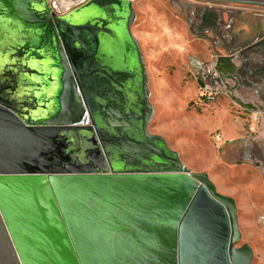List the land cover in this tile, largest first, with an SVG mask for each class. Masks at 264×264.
I'll use <instances>...</instances> for the list:
<instances>
[{
	"label": "water",
	"instance_id": "water-1",
	"mask_svg": "<svg viewBox=\"0 0 264 264\" xmlns=\"http://www.w3.org/2000/svg\"><path fill=\"white\" fill-rule=\"evenodd\" d=\"M134 18L132 0H0V218L18 263L250 264L233 199L147 132ZM212 67L232 92L233 57Z\"/></svg>",
	"mask_w": 264,
	"mask_h": 264
},
{
	"label": "rangeland",
	"instance_id": "rangeland-1",
	"mask_svg": "<svg viewBox=\"0 0 264 264\" xmlns=\"http://www.w3.org/2000/svg\"><path fill=\"white\" fill-rule=\"evenodd\" d=\"M56 1L65 6L77 0ZM182 1L187 0H132L135 18L130 30L143 57L148 101L153 108L147 132L161 136L186 169L206 173L217 193L233 199L240 236L235 245L250 247V264H264V232L258 223V216L264 215V104H259L264 99V72L251 78L237 72L246 91L224 90L214 104L197 105L198 85L208 81L210 71L215 73V57L242 48L243 39L212 47L202 34L198 36L187 27ZM192 1L212 8L222 4L221 13L230 10L238 24L250 22L254 26L264 20V6ZM211 34L203 35L207 38ZM251 96L259 113L253 131L236 139L226 138L222 132H232V123H238L236 130L242 133L252 117V112L233 97ZM0 264H19L1 218Z\"/></svg>",
	"mask_w": 264,
	"mask_h": 264
},
{
	"label": "crops",
	"instance_id": "crops-1",
	"mask_svg": "<svg viewBox=\"0 0 264 264\" xmlns=\"http://www.w3.org/2000/svg\"><path fill=\"white\" fill-rule=\"evenodd\" d=\"M244 1H247V2H264V0H244ZM188 5H185V6L183 5V13H184V19H185L184 21H185L187 27H192L195 31V34H197L198 36H200L202 34V32H204L205 30H207L208 33L210 32V34L213 32V34H211L207 38L205 35L200 36L206 42H208V44L211 45L212 47L220 45L221 43H224L227 41L228 42L230 41L231 43H236L237 41L243 39V42H242L243 47L242 48H236L235 47L236 51H232V53H225L224 54V56H230L231 55L233 57V62L236 64V66H239V62L242 60V58L240 56H238V53L241 50L250 46L255 41L264 37V20L261 23H255L254 26H252V24L250 22L238 24L235 21V16L232 14V12L230 10H225L226 11L225 15L221 13L220 7H223L222 4L219 5L220 7L217 6L216 8L205 6V7H202L201 10H198L196 13L194 12L192 15H189L190 14V6H192V3H190ZM205 11H207V12L205 13ZM210 11L216 12L217 17L215 19H214V17H212L209 14ZM203 17H204V19H203ZM201 23H204V25L200 27ZM255 49L256 50H254V48H250L247 50V53H246L247 58H249L251 60V62H254L261 55L264 57V47H261V48L258 47ZM241 73L245 74L246 76H248L250 78L253 77V75H256V74H253V73L248 72L246 70H241ZM236 76H237V78L241 79L242 75L236 73ZM248 82H250V81H248ZM238 91L243 92V91H246V89H244L242 86V87L238 88L237 92ZM236 98H238L239 100H241V102H243L245 104H250V106H252L253 108H257L255 106V103L253 102V100L255 99L253 96L248 97V98L247 97H244V98L243 97H240V98L236 97ZM262 103L264 104V99H261L259 104L261 105ZM245 109L248 111H252V109H249V108H245ZM235 124L236 123H232L233 128H234V130L232 132H222L221 131L226 138L234 139L235 137H241V136L245 135L243 133V131H242V133H240L236 130V126L238 123L236 125ZM239 128H240V125H239ZM217 129H220V128L218 127ZM221 137L223 139L222 142L224 143L225 138H223L222 135H221ZM189 171L191 173H193L191 170H189Z\"/></svg>",
	"mask_w": 264,
	"mask_h": 264
},
{
	"label": "built area",
	"instance_id": "built-area-1",
	"mask_svg": "<svg viewBox=\"0 0 264 264\" xmlns=\"http://www.w3.org/2000/svg\"><path fill=\"white\" fill-rule=\"evenodd\" d=\"M184 6L190 3H194L192 0L182 1ZM209 5V3H205ZM189 6V5H188ZM192 15V13H190ZM224 92V89L208 80L202 82L198 85L197 95H196V103L200 106H210L216 102L217 97ZM251 122L248 123L247 127H242V131L245 135H249L253 129L255 124L258 121L259 113L256 110H252ZM258 223L260 225L261 230L264 232V215L258 216Z\"/></svg>",
	"mask_w": 264,
	"mask_h": 264
},
{
	"label": "flooded vegetation",
	"instance_id": "flooded-vegetation-1",
	"mask_svg": "<svg viewBox=\"0 0 264 264\" xmlns=\"http://www.w3.org/2000/svg\"><path fill=\"white\" fill-rule=\"evenodd\" d=\"M209 3H212V2H209ZM214 3V2H213ZM201 7V8H200ZM203 6H200L198 4H192V6H190V13H196L198 10H201ZM190 15V14H189ZM204 23H201L200 24V27L203 26ZM207 30H205L204 32H202V35L204 33H206ZM212 43V42H211ZM249 47V46H248ZM245 48L243 50H241L239 53H238V56H240L242 58V60L239 62L241 66V69L237 67L236 69V72L232 75V78L233 80H229L227 81V84L229 85V87L233 88L232 90V93H234L235 91L238 90V88L242 87L240 81L238 80L237 76H236V73L241 71V70H246L245 67H244V62H245V59L247 58V50L250 49V48ZM257 48V47H256ZM243 52V53H241ZM231 56V55H230ZM249 60V64H248V68L249 70L253 73V74H258V73H262L264 72V57L261 55L259 58H257L254 62V64H256V66H251V60L249 58H247ZM251 67V68H250ZM209 72V71H208ZM208 80L212 81L213 83L221 86L224 90H227L224 85H220L218 82H217V75L216 73H214L213 71H210L209 73V77H208Z\"/></svg>",
	"mask_w": 264,
	"mask_h": 264
},
{
	"label": "bare ground",
	"instance_id": "bare-ground-1",
	"mask_svg": "<svg viewBox=\"0 0 264 264\" xmlns=\"http://www.w3.org/2000/svg\"><path fill=\"white\" fill-rule=\"evenodd\" d=\"M80 2L82 1V0H79Z\"/></svg>",
	"mask_w": 264,
	"mask_h": 264
}]
</instances>
